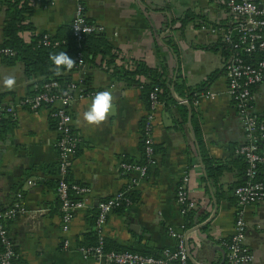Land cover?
<instances>
[{
  "label": "crops",
  "instance_id": "1",
  "mask_svg": "<svg viewBox=\"0 0 264 264\" xmlns=\"http://www.w3.org/2000/svg\"><path fill=\"white\" fill-rule=\"evenodd\" d=\"M84 1L88 19L103 26L115 46L114 64L109 66L98 55L93 64L85 63L87 67L82 65L72 73L71 83L89 91H111L114 111L100 126L87 125L82 114L92 98L72 93L70 115L78 147L69 179L91 190L86 205L74 212L68 231L62 229L57 191L59 132L51 108L21 105L24 97L37 90L42 77H28L22 61L10 62L0 54V107L5 111L0 131V211L19 199L25 208L8 223L16 264H114L85 249L99 237L95 216L100 202L125 188L136 194L135 202L109 214L102 237L115 246L142 252L159 254L174 249L177 240L169 228L181 231L185 225L177 189L186 175L188 195L197 203L193 226L186 230L190 264H225L224 242L232 236L236 218L234 190L245 181V167L234 160L235 148L246 141V135L227 91L224 62L228 55L221 48L214 49L222 41L210 27L228 26L235 16L220 0ZM33 2L30 20L38 33L56 35L72 24L76 0ZM6 8L0 0V45ZM188 11L199 17L181 28L178 19ZM139 60L160 69L170 92L156 111V162L145 177L123 171L121 164L142 160V129L149 105L140 84L128 85L112 76L114 66L133 69ZM216 71L220 73L207 91H215L217 96L200 99L194 111L209 155L227 165L218 183L208 176L197 135L198 144L192 132V117V128L189 123L190 108L176 90L180 75L194 88ZM8 75L16 79L11 90L3 86ZM254 96V112L264 120V80L255 86ZM183 105L188 107V115ZM9 108L14 112L7 111ZM247 212V244L254 255L251 264H264V202L249 206Z\"/></svg>",
  "mask_w": 264,
  "mask_h": 264
},
{
  "label": "built area",
  "instance_id": "2",
  "mask_svg": "<svg viewBox=\"0 0 264 264\" xmlns=\"http://www.w3.org/2000/svg\"><path fill=\"white\" fill-rule=\"evenodd\" d=\"M36 3H54L56 0H34ZM225 7L235 19L228 26H212L211 32L217 34L223 43L230 46L232 53L224 62L227 78V91L230 99L242 119L246 141L236 149L247 163L245 181L238 185L236 196L235 226L230 239L224 242L226 250L225 264H251L254 260L253 252L247 244L249 222L247 208L264 202V120L254 112V88L264 80V0H224ZM73 34L81 43L85 35L104 32V27L92 22L87 17L84 0H76L75 16L72 21ZM50 35L44 39L45 45L57 44ZM259 53L256 61H248L247 56ZM0 54L12 56L15 51L9 47L0 46ZM47 90L28 95L21 100L22 106L37 109L44 106L51 108V115L57 121L59 138L60 164L58 171L57 191L61 200L62 229L68 231L74 212L86 205L90 187L69 182L73 156L77 151L78 139L71 124L70 105L72 93L77 91L80 97H93L97 91H86L82 86L70 83L67 89H59L58 81H52L45 86ZM59 89V91H53ZM159 87L155 86L150 92L149 110L144 118L142 137L145 145L146 162H122V170L139 173L145 177L152 165L156 162V150L153 135V125L156 111L162 104L158 97ZM215 91H204L196 96L194 104L200 99H214ZM182 103H188L183 98ZM7 111L13 113V109ZM5 111L0 107V125L3 122ZM67 119L68 122H65ZM188 175L184 176L177 189V202L181 206V213L185 216L191 209L197 208V203L188 195ZM72 192L77 196L72 198ZM130 188L120 190L113 196L100 202L96 229L99 234V243L96 246L86 247L85 251L98 258H105L114 264H190L188 233L185 225L182 230L169 228L170 235L177 240L174 249H164L159 254H145L134 251H107L104 249V238L101 229L105 225L109 214L117 207H130L133 202L128 196ZM19 197H22L19 194ZM25 211L22 199L4 211H0V264H16L17 253L14 242L9 234L8 223Z\"/></svg>",
  "mask_w": 264,
  "mask_h": 264
},
{
  "label": "trees",
  "instance_id": "3",
  "mask_svg": "<svg viewBox=\"0 0 264 264\" xmlns=\"http://www.w3.org/2000/svg\"><path fill=\"white\" fill-rule=\"evenodd\" d=\"M34 0H2V3L6 5V21L4 25L3 35L4 40L1 47H9L15 51V54L12 56H4L5 59L12 62L14 60H20L24 64V68L28 77H42L37 82V90L32 94L37 92L45 91L47 88L46 84L52 81H58L60 84L59 89H67L68 85L71 83L72 73L79 70L82 65L85 63H94L96 57L101 55L109 66L114 64L112 57H115L114 50L115 46L112 43L111 39L104 33H94L85 35L82 42L78 43L74 34L72 25L65 26L60 32L56 35H50L49 33H38L35 28L34 23L30 20V16L33 12ZM225 6V1L220 0ZM199 16L196 15L192 11L186 12V14L178 19L181 23V28H184L189 22L196 21ZM50 35L52 41H57V44L45 45L44 39L46 35ZM222 49L224 53L230 55L232 53L230 46L226 43L220 42L214 46V49ZM65 51L70 57H72L76 64L72 68L71 71H67L61 69V73L59 75L56 74L54 70V65L52 61L49 59L50 54H58L59 52ZM248 61H256L259 58V53L253 54L251 56L246 57ZM168 73V71H167ZM219 71L212 73L206 81L197 87H191L186 83V80L182 78V76H178V80L176 82V90L180 93L182 97L188 100V103L193 106V116L192 122L195 133L198 138V142L201 148V152L204 159V164L206 167V171L210 179L214 182L218 183V180L221 174L227 169L226 163L212 158L207 149L205 148V143L200 127L199 120H197V116L194 111V99L201 92L207 91L211 86L212 82L219 75ZM112 76H114L117 80L123 81L128 85L133 83H138L141 85L143 89L144 98L147 100L148 105L150 103V92L153 90L155 86L159 87L158 97L161 101L164 100L165 97H170L169 95V87L167 84V79L164 78L163 73L157 67H151L144 60L137 61L135 67L133 69H126L120 66H114L112 68ZM142 77L147 78L149 82L142 81ZM83 83L87 84V81L84 80ZM59 89H54L53 91H59ZM86 91H89L88 89ZM183 110L186 115L189 114V109L186 105H183ZM52 119L55 123V127H57V121L52 116ZM5 122V118L3 119L1 126ZM155 150L156 149V145ZM240 145H237L236 149ZM236 162H241V166L247 167V163L242 157V155L237 154V158L234 159ZM146 162L145 157V145L143 142V157L140 163ZM59 171V168H58ZM71 185L75 184L71 182ZM58 185V182H57ZM72 198H76L74 192H72ZM132 202H135L136 194L130 193L128 195ZM125 206L117 207L115 210H123ZM98 214V213H97ZM97 214L95 216V224L97 219ZM194 223V209H191L185 215V227L186 229H190ZM99 243V237L96 238V241L91 242V244L86 247L96 246ZM104 249L107 251L115 250V251H134L141 252L145 254H155L137 251L132 248H122L119 246H115L110 243L106 238H104ZM190 263V261H189ZM177 264V262H174Z\"/></svg>",
  "mask_w": 264,
  "mask_h": 264
},
{
  "label": "clouds",
  "instance_id": "4",
  "mask_svg": "<svg viewBox=\"0 0 264 264\" xmlns=\"http://www.w3.org/2000/svg\"><path fill=\"white\" fill-rule=\"evenodd\" d=\"M49 59L54 65L57 75L61 73V69L71 71L76 61L70 57L65 51L58 54H50ZM16 84L15 76L8 75L3 78V86L11 90ZM113 93L108 90L98 91L91 99L87 110L83 112V121L90 126H100L107 121L110 114L114 111ZM65 122H68L67 119Z\"/></svg>",
  "mask_w": 264,
  "mask_h": 264
},
{
  "label": "water",
  "instance_id": "5",
  "mask_svg": "<svg viewBox=\"0 0 264 264\" xmlns=\"http://www.w3.org/2000/svg\"><path fill=\"white\" fill-rule=\"evenodd\" d=\"M83 66H85V67H87V65H83ZM82 66V67H83ZM188 106H189V108H190V116H189V123H190V126H191V128H192V123H191V117H192V112H191V110H192V106L190 105V104H188V103H186ZM192 132H193V135H194V138H195V141H196V144H198V142H197V139H196V134H195V132H194V130H193V128H192ZM198 146V148H199V145H197ZM2 157H0V159H1ZM2 203V195H1V188H0V204ZM217 208H218V204H217V202L215 201V212L214 213H216V210H217ZM214 216V215H213ZM212 216V217H213Z\"/></svg>",
  "mask_w": 264,
  "mask_h": 264
}]
</instances>
